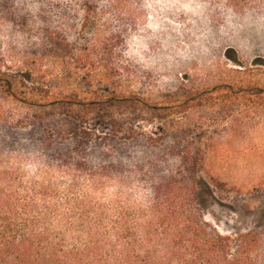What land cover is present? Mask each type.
<instances>
[{"label":"rangeland","instance_id":"1","mask_svg":"<svg viewBox=\"0 0 264 264\" xmlns=\"http://www.w3.org/2000/svg\"><path fill=\"white\" fill-rule=\"evenodd\" d=\"M4 1L39 18L31 0ZM144 4L139 25H69L50 6L30 24L0 16L2 161L33 176L45 167L38 157L64 154L57 143L74 128L178 143L171 152L149 150L145 169L157 155L201 153L196 184L205 220L225 235L264 230V11L235 13L213 0ZM98 43L108 48H92L93 60L117 69L77 71L72 54ZM130 177L131 201L144 202L148 177ZM118 189L108 185L97 198L116 200Z\"/></svg>","mask_w":264,"mask_h":264},{"label":"trees","instance_id":"2","mask_svg":"<svg viewBox=\"0 0 264 264\" xmlns=\"http://www.w3.org/2000/svg\"><path fill=\"white\" fill-rule=\"evenodd\" d=\"M213 1L235 13L264 11V0ZM31 2L40 7L39 18L4 0L0 16L30 24L46 17L50 6L69 25H139L148 12L144 0ZM92 48L107 51L98 43L73 53L70 61L77 71L117 69L107 59L94 61ZM68 132L66 143H57L64 154L38 157L45 167L33 176L8 167L2 161L6 157H0V264H264V230L225 235L203 217L196 184L201 153L179 160L157 155L146 170L149 150L171 152L178 143L156 145L155 138L143 134L117 138L76 128ZM48 142L53 143L51 137ZM130 147L138 148L134 158L125 155ZM133 174L148 177L144 202L131 201ZM113 184L119 186L116 200L97 198Z\"/></svg>","mask_w":264,"mask_h":264}]
</instances>
